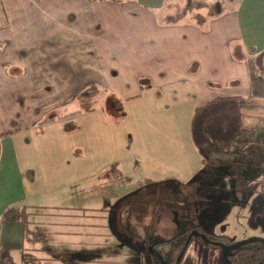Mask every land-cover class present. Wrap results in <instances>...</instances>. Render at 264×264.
<instances>
[{"label":"crops","instance_id":"obj_1","mask_svg":"<svg viewBox=\"0 0 264 264\" xmlns=\"http://www.w3.org/2000/svg\"><path fill=\"white\" fill-rule=\"evenodd\" d=\"M263 52L264 0H0L2 252L11 257L22 250L43 252L39 245L25 249L21 222L5 221L14 207L40 208L36 216L52 209L103 211L101 204L87 202L96 185L81 184L98 175L96 165L90 171L82 166V155L92 163L96 158L95 143L92 151L77 152L71 174L59 175L58 139L37 141L48 130L56 132L84 116L105 124L107 96L127 103L167 90L179 95L192 117L216 98L242 97L250 104L249 116L261 121L264 71L257 73L255 57ZM142 79L149 81L143 87ZM91 86L97 88L87 91ZM168 125L159 127L167 141L145 144L144 155L155 169L173 176V170L186 169L205 151L180 133L173 137ZM158 144L165 145L155 150ZM36 164L47 172L46 188L57 193L63 181H71L77 198L60 207L59 202L40 204L37 184L27 182ZM34 222L38 229L45 223ZM63 227L59 224L56 234H79ZM42 259L57 264L59 255Z\"/></svg>","mask_w":264,"mask_h":264},{"label":"rangeland","instance_id":"obj_2","mask_svg":"<svg viewBox=\"0 0 264 264\" xmlns=\"http://www.w3.org/2000/svg\"><path fill=\"white\" fill-rule=\"evenodd\" d=\"M178 97L167 90L120 103L110 95L105 124L97 116H84L37 139L50 143L58 139L59 175L71 174L77 152L92 151L95 143L96 158L92 163L87 154L82 155V166L90 171L96 165L98 175L81 184L96 185L95 195L90 194L87 202L101 204L103 211L52 209L51 215L32 217V221L45 222L40 226L48 233L39 244L43 252H13L17 264H51L42 258L58 255L57 264H164V257H179L185 233L196 227L234 243L264 239V115L261 121L252 119L250 104H244L243 132L237 140L228 147L200 149L205 151L204 157L167 176L166 170L155 169L157 166L147 160L144 146L167 141L159 131L166 122V131L173 137L180 133L182 139L193 143L192 113ZM93 106L80 105L82 109ZM34 166L27 182L30 187L37 184L40 204L59 202L60 207L77 198L73 195L77 186L69 185L71 181H63L57 193L46 188L47 172L39 164ZM59 224L64 231L79 234L58 235ZM3 252L0 249V264H10L9 259H3ZM197 255L221 259L220 249L195 237L186 258L198 261Z\"/></svg>","mask_w":264,"mask_h":264},{"label":"trees","instance_id":"obj_3","mask_svg":"<svg viewBox=\"0 0 264 264\" xmlns=\"http://www.w3.org/2000/svg\"><path fill=\"white\" fill-rule=\"evenodd\" d=\"M103 1V0H91ZM264 59V52L257 55L255 60L257 62V73L264 71L262 65ZM144 82H149L147 79L141 80V86ZM97 87L91 86L87 91L94 90ZM247 100L242 97H220L216 98L202 107L196 108L191 120V136L195 147L198 149L214 148L217 145L228 147L230 146L242 133V107L246 104ZM36 209H27L26 207H14L5 213V221L7 222H21L23 224V234L25 249L38 250V245L42 243L47 233L35 228V224L31 220L32 217L42 214ZM201 232L207 234L210 239H216L225 242L226 239L222 236L215 234H208L201 228ZM190 231H187L184 237H188ZM239 256L236 257L237 261L241 264H264V247L257 244L254 247H245L238 250ZM9 259L10 264H16L9 252H3V259ZM7 261V260H3Z\"/></svg>","mask_w":264,"mask_h":264},{"label":"flooded vegetation","instance_id":"obj_4","mask_svg":"<svg viewBox=\"0 0 264 264\" xmlns=\"http://www.w3.org/2000/svg\"><path fill=\"white\" fill-rule=\"evenodd\" d=\"M194 231H199L200 233L204 234L205 236H207L208 240L209 241H204L201 237H198L200 239H202V241H204L207 245H211V246H214L215 248H218L220 249L221 251V259H212L210 258L209 259H206V258H202L201 256L197 255V258H198V261L192 259L191 258H186V255L188 253V250H189V247L191 245V242L192 240L195 238V237H192L189 241V236L191 235L192 232ZM216 235V234H215ZM188 237H184V246H183V249L179 255L178 258L175 259V257H173L174 259L172 258H165L164 257V264H241L237 261L236 257L239 256L240 253H238V250H241L245 247H254L256 246L257 244H260L262 245L261 243H252V244H249V245H246V246H242V247H239L235 250H232V251H229L227 252L226 254L223 252V250L221 249V247L217 246L215 243H222L224 245H232V244H235L233 241H229L227 237L223 236V235H219V236H222L226 239L225 242L223 241H220V240H216V239H210L209 236L203 232H201L198 227L192 229L190 231V234H189ZM264 247V245H262ZM173 255V254H172ZM182 256V257H181ZM248 264H253L252 262V259H251V262H249Z\"/></svg>","mask_w":264,"mask_h":264},{"label":"water","instance_id":"obj_5","mask_svg":"<svg viewBox=\"0 0 264 264\" xmlns=\"http://www.w3.org/2000/svg\"><path fill=\"white\" fill-rule=\"evenodd\" d=\"M192 237H201L204 241H209L207 236H205L204 234L200 233L199 231H194L191 233V235L189 236L188 241L192 238ZM252 243H261L262 245H264V239L262 238H258V237H253L250 238L248 240L242 241V242H238L232 245H224L222 243H215L217 246L221 247V249L223 250V252L226 254L229 251L235 250L239 247L242 246H246ZM182 257V256H181Z\"/></svg>","mask_w":264,"mask_h":264}]
</instances>
